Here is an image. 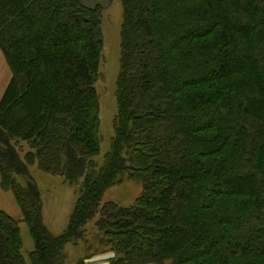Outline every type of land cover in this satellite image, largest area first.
I'll list each match as a JSON object with an SVG mask.
<instances>
[{"label": "trees", "instance_id": "1", "mask_svg": "<svg viewBox=\"0 0 264 264\" xmlns=\"http://www.w3.org/2000/svg\"><path fill=\"white\" fill-rule=\"evenodd\" d=\"M120 3L110 144L96 157L102 6L0 0V183L34 243L27 263L19 221L0 210V264H65L89 222L85 253L110 251L109 264H264V0ZM32 165L62 178L47 200L73 197L70 213L69 201L43 222ZM126 178L142 186L133 203L102 202Z\"/></svg>", "mask_w": 264, "mask_h": 264}, {"label": "rangeland", "instance_id": "2", "mask_svg": "<svg viewBox=\"0 0 264 264\" xmlns=\"http://www.w3.org/2000/svg\"><path fill=\"white\" fill-rule=\"evenodd\" d=\"M84 4H89L91 6L93 5H99L102 6V26H103V35H104V43H103V58L101 66L102 68H105V71L107 72V77L104 79V77L99 82V94L103 98L102 100V108L100 112V129H101V141H100V148L99 153L96 157H102L103 154L108 150L109 142H110V136H111V130H110V119L112 118L114 114V109L112 106V100L110 95L107 93L112 91V82L114 79V75L117 71V65H116V59L118 58L119 53V29H120V23H121V3L120 0H81ZM0 54L3 56L2 51L0 50ZM4 57V56H3ZM7 63V62H6ZM107 81L108 84L105 82ZM105 83V84H104ZM104 85V86H103ZM103 109V110H102ZM23 151L21 149L19 150V155L23 156L24 151L27 150L26 143H22ZM30 172L31 174H34V180L37 182L38 187L41 191V197H42V217L43 222L47 223V218L56 221V217L58 216L57 210H62L65 208L66 204L70 201V206L66 208L65 212L67 210L71 211L73 206V197L72 199L66 196L63 192L57 191V198L61 203H58V205L53 209L50 210V203L49 199L47 200V196L53 194V191H56L58 188L55 183L62 182V178L59 176H53L49 175L47 173L41 172L38 170L36 165L30 166ZM19 180H22L23 178L21 176L18 177ZM75 182L70 183L72 184L73 188H75ZM54 184V186H53ZM63 184V183H62ZM64 188L70 192V185L67 183L62 185ZM141 184L139 182L125 179L120 184L110 186L108 187L103 196H102V202L104 201H115L119 205L122 206H129L133 203L135 197L140 193L141 191ZM73 192V190H72ZM92 222H89L86 225L87 230V241L92 242L93 237H95V231L92 227ZM64 227V222L61 224V228ZM83 240V241H82ZM76 243H71L74 245V247L71 248V251H74L76 255H79L82 252H85V247L88 246V242H84V239H82ZM96 246V244L94 245ZM99 249H104L102 246H99ZM73 259H69L67 261V264H74ZM164 264H172L169 260H166Z\"/></svg>", "mask_w": 264, "mask_h": 264}, {"label": "crops", "instance_id": "3", "mask_svg": "<svg viewBox=\"0 0 264 264\" xmlns=\"http://www.w3.org/2000/svg\"><path fill=\"white\" fill-rule=\"evenodd\" d=\"M10 78H11V70L8 64L6 63L5 58L0 54V99L10 81ZM0 210L5 212L13 219L19 221V233L21 237V253L25 258L26 262L28 263L29 252H31L34 248V243L30 235L29 227L23 221L21 210L15 200L13 193L8 189H4L1 186V183H0ZM72 247H74V245L71 243H67L65 246V253H66L65 264H67V261L69 259H73L74 264H76L80 260H83L82 264H109V259L112 256V253L110 251L98 253L92 256L89 255L88 257H87V253L85 252L76 255L74 251H71Z\"/></svg>", "mask_w": 264, "mask_h": 264}]
</instances>
